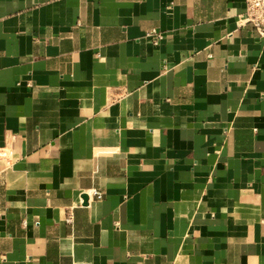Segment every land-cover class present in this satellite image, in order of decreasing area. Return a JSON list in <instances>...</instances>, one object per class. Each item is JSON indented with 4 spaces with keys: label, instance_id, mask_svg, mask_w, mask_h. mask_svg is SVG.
I'll return each instance as SVG.
<instances>
[{
    "label": "crops",
    "instance_id": "obj_1",
    "mask_svg": "<svg viewBox=\"0 0 264 264\" xmlns=\"http://www.w3.org/2000/svg\"><path fill=\"white\" fill-rule=\"evenodd\" d=\"M246 10L0 0V264H264V38Z\"/></svg>",
    "mask_w": 264,
    "mask_h": 264
},
{
    "label": "built area",
    "instance_id": "obj_2",
    "mask_svg": "<svg viewBox=\"0 0 264 264\" xmlns=\"http://www.w3.org/2000/svg\"><path fill=\"white\" fill-rule=\"evenodd\" d=\"M246 7V13L240 17L241 23L252 24L257 29L259 36L264 38V0H246ZM145 38L151 41L154 46H159L163 40V35L156 29H153L146 33ZM0 157L8 162L12 161V156L6 151H2ZM88 196L90 199L101 200L103 193L97 189H93L88 193ZM68 222L71 223L72 219H68Z\"/></svg>",
    "mask_w": 264,
    "mask_h": 264
},
{
    "label": "water",
    "instance_id": "obj_3",
    "mask_svg": "<svg viewBox=\"0 0 264 264\" xmlns=\"http://www.w3.org/2000/svg\"><path fill=\"white\" fill-rule=\"evenodd\" d=\"M83 199H84V203L87 204L88 197L86 195H84Z\"/></svg>",
    "mask_w": 264,
    "mask_h": 264
}]
</instances>
